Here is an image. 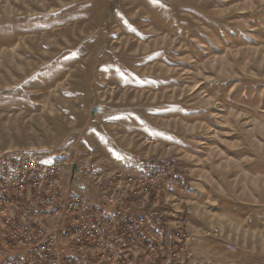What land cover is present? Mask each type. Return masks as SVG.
Returning a JSON list of instances; mask_svg holds the SVG:
<instances>
[{"label": "rangeland", "instance_id": "rangeland-1", "mask_svg": "<svg viewBox=\"0 0 264 264\" xmlns=\"http://www.w3.org/2000/svg\"><path fill=\"white\" fill-rule=\"evenodd\" d=\"M11 150L65 154V202L81 163L102 198L118 161L171 163L180 186L139 183L155 241L184 244L155 263L264 264V0H0Z\"/></svg>", "mask_w": 264, "mask_h": 264}, {"label": "built area", "instance_id": "built-area-1", "mask_svg": "<svg viewBox=\"0 0 264 264\" xmlns=\"http://www.w3.org/2000/svg\"><path fill=\"white\" fill-rule=\"evenodd\" d=\"M68 162L63 153L40 161L26 150L0 151V264H156L155 249H184L177 241L167 245L165 230L162 243L155 241V212L145 213L137 200L139 183L142 189L183 184L172 177L174 165L133 157L130 171L115 172L111 194L102 198L89 193L102 171L81 163L74 170L79 190L65 202L50 185Z\"/></svg>", "mask_w": 264, "mask_h": 264}, {"label": "crops", "instance_id": "crops-1", "mask_svg": "<svg viewBox=\"0 0 264 264\" xmlns=\"http://www.w3.org/2000/svg\"><path fill=\"white\" fill-rule=\"evenodd\" d=\"M124 160H125V159H124ZM124 160H120V161H118L119 166L122 165V166H126L127 168H130L131 163H132V158H131V160H130L128 163H126V164H128V165H124V164H123V162H125Z\"/></svg>", "mask_w": 264, "mask_h": 264}, {"label": "water", "instance_id": "water-1", "mask_svg": "<svg viewBox=\"0 0 264 264\" xmlns=\"http://www.w3.org/2000/svg\"><path fill=\"white\" fill-rule=\"evenodd\" d=\"M100 109H101V107H98V106L97 107H94L93 110L91 111V114L92 115L95 114V112L98 111V110H100Z\"/></svg>", "mask_w": 264, "mask_h": 264}]
</instances>
